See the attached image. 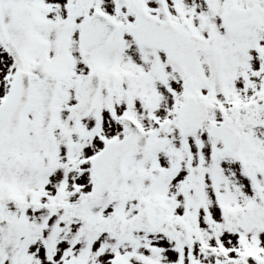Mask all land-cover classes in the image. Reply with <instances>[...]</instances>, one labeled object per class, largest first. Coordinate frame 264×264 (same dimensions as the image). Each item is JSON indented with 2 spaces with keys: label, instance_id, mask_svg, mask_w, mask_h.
<instances>
[{
  "label": "snow or ice",
  "instance_id": "obj_1",
  "mask_svg": "<svg viewBox=\"0 0 264 264\" xmlns=\"http://www.w3.org/2000/svg\"><path fill=\"white\" fill-rule=\"evenodd\" d=\"M0 264H264V0H0Z\"/></svg>",
  "mask_w": 264,
  "mask_h": 264
}]
</instances>
